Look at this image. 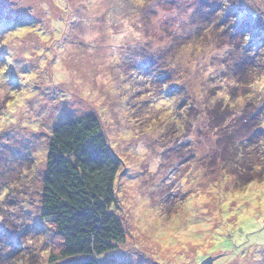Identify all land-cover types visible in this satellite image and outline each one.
I'll return each instance as SVG.
<instances>
[{"label":"rangeland","instance_id":"rangeland-1","mask_svg":"<svg viewBox=\"0 0 264 264\" xmlns=\"http://www.w3.org/2000/svg\"><path fill=\"white\" fill-rule=\"evenodd\" d=\"M120 1L0 0V264L59 263L49 261L52 233L40 217V179L52 128L88 112L99 116L109 147L122 163L116 211L126 240L102 261L264 264V180L236 188L232 178L204 172L195 160L210 151L207 120H193L204 130L199 136L176 131L173 123L191 97L203 103L205 90L226 85L238 110L244 107L245 118H259L255 127H262L264 152V65L258 73L250 69V85L236 86L225 70L230 49L223 48L220 35L226 33L219 29L206 59L222 62L221 68L207 65L203 53L188 43V50L176 55L181 59L178 75L158 88L151 55L164 44L150 40L135 23L147 26L141 22L146 19L158 29L162 18L160 34L165 23L171 33H193L192 0H182L181 7L175 3L179 9L173 11L172 0H157L160 12L146 9L138 19L132 4L122 11ZM253 1L261 24L247 31L257 45L260 30L264 35V0ZM221 5L219 0L216 9ZM217 11L213 22L237 21ZM177 35L174 46L183 42ZM260 45L258 59L264 62ZM165 47L170 51L172 46ZM169 55H161L157 68L162 73ZM239 74L248 78L245 71ZM189 147L202 151L195 155L198 150Z\"/></svg>","mask_w":264,"mask_h":264},{"label":"trees","instance_id":"trees-1","mask_svg":"<svg viewBox=\"0 0 264 264\" xmlns=\"http://www.w3.org/2000/svg\"><path fill=\"white\" fill-rule=\"evenodd\" d=\"M156 2L157 0H122L120 10L126 9L127 3L132 4L131 10L137 15L134 19H138L142 15L145 16L146 9L149 10V14L153 11L160 12L162 2ZM175 3L179 7L183 4L182 0H172V11L174 8L179 9ZM218 4L219 0H192L188 3V8H191L189 24L196 28L188 35L178 33L177 30L171 33L166 23L165 32L161 31L160 34V26L164 27L160 23L162 18H158L156 26L158 29L149 27L146 19L141 22L148 27L135 23L138 28H145L150 40L157 38L162 45L164 44V47L158 48L155 55H151L154 56L153 66H156L157 70L155 71L158 88L168 80L172 83L174 76L178 75L181 59L176 58V55L178 52L184 53L188 50L186 47L188 43L189 46L192 44L203 53L207 65L221 68L224 63L226 72L232 74L231 80L236 81V86L243 87L254 81L250 69L253 68V72L258 73L264 65V62L258 59L262 48L257 49L260 44L262 46V42L264 43L263 30H260L259 38L262 41L256 45L251 41L247 29L248 27L257 29L261 24L257 17L258 13L252 7L254 1L234 0L233 3L222 0L223 5L220 6L221 9L218 8L219 10L216 9ZM220 10H223V14H227L228 18L236 16L237 21L234 24H229L228 19L224 22H220V19L213 22L211 16ZM148 20L155 25L152 18ZM207 20L210 21L209 24H206ZM219 29H224L228 34V36L224 33L220 35L225 40L222 43L223 48L230 49L226 55L228 60L222 63L210 59L208 63L206 54L212 45L210 43L216 39L215 35L219 34ZM177 34L183 36V42L174 46L176 43L174 38H178ZM160 35H162L161 39ZM164 40L166 42H163ZM150 45L153 48L151 43ZM165 45L172 46L170 51L169 46L165 47ZM252 46L253 49L250 48ZM225 51L221 56H224ZM164 52L170 55L165 59L167 67L162 73L157 67ZM240 54L241 58L236 59ZM242 71H245L248 78L240 77L239 73ZM224 76L225 73L220 78L225 80ZM220 90L226 93L221 94ZM204 93L203 103H200L196 97H191V101L183 104L176 115V120L181 123L173 122L176 131L188 130V135L193 132L199 136L204 134V130L199 124L195 125L194 121L200 117L207 120L205 128L211 147L209 153L202 154L195 160L197 166L204 172L205 170L219 172V175L222 173L224 177L232 178L236 188H244L257 180H264V152L263 149L260 151L263 137L260 134L262 135L263 132L262 127H255V124L259 123L257 115L251 114L248 120L245 118L244 107L238 110L239 105H236L235 99L231 98L232 91L229 86L221 85L209 92L205 90ZM236 96L239 98V95ZM198 106H201L202 110ZM199 143L201 144V140ZM177 148L184 147L177 146ZM190 148H195L194 151L198 150L195 155L202 151L199 147ZM259 166L261 171L258 170ZM121 168V160L110 149L96 113L88 112L64 122H57L52 128L39 188L40 217L52 233L49 255L51 263L108 264L102 261L101 257L115 251L117 245L125 242L126 228L116 211L118 197L116 186ZM203 264L213 263L207 261Z\"/></svg>","mask_w":264,"mask_h":264}]
</instances>
